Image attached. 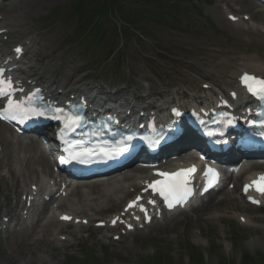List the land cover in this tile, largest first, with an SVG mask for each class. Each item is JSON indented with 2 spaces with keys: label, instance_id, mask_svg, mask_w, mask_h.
Returning a JSON list of instances; mask_svg holds the SVG:
<instances>
[{
  "label": "rangeland",
  "instance_id": "obj_1",
  "mask_svg": "<svg viewBox=\"0 0 264 264\" xmlns=\"http://www.w3.org/2000/svg\"><path fill=\"white\" fill-rule=\"evenodd\" d=\"M73 1L26 0L20 8L23 22L29 28L50 29L42 46L55 47V53L62 52L67 62L74 58L80 63V56L87 59V65L71 81L83 76L86 82L108 86L107 96H112L117 89L116 96L120 100L122 95L129 96L131 90L134 96L142 94L139 76L143 68L149 70L153 78L157 74L163 78L161 85L166 86L165 95L174 89L199 95V87L190 85L188 75L182 71L173 72L172 63L165 65L170 55H158V42L174 39L184 47L187 43H205L203 46L209 48L220 44L225 50L235 52V56L240 53L254 55V47L248 44L264 42V34L258 30L246 32L244 29L250 25L248 21L259 28L264 25V5L251 0H123L118 2L122 7L137 8L139 21L124 22L116 13L118 10H112L107 22L95 33L86 32V27L78 28V16L70 12ZM159 3L168 6L157 7ZM7 7H10L7 2L1 5L0 13ZM142 9L148 14L141 12ZM228 12L239 17L244 13L252 15L254 21L239 22L240 28L244 27L242 29L246 32L242 37L232 35V26L225 22L228 21ZM148 50L153 52L145 53ZM257 56L264 58V52L259 51ZM179 57L180 54L175 55L174 60ZM198 68L206 70L210 76H198L197 79L211 81L214 78L207 67ZM191 74L197 75L194 71ZM0 172L7 178L4 167ZM7 180L6 189L0 180V226L6 204L13 207L15 203L11 181ZM5 196L9 199L6 200ZM249 207L234 211L205 209L198 212L199 218L189 213L182 215L184 218L180 216L173 228L157 232L142 230L122 241L101 239L100 231L93 226L81 231L69 246L53 242L52 246L35 244V247L19 240L21 232L7 236L2 232L0 264H264V208ZM213 211L223 218L206 219ZM235 211L250 216L253 226L240 223L232 216ZM111 212L114 211L98 217L104 218ZM67 231L63 234L69 235ZM191 252L198 257L193 259L194 262L188 259Z\"/></svg>",
  "mask_w": 264,
  "mask_h": 264
},
{
  "label": "bare ground",
  "instance_id": "obj_2",
  "mask_svg": "<svg viewBox=\"0 0 264 264\" xmlns=\"http://www.w3.org/2000/svg\"><path fill=\"white\" fill-rule=\"evenodd\" d=\"M1 1L3 3L8 2L10 7L3 10L2 15H0V61H3V64L6 65L16 64L15 66H17V71L19 72L10 75L14 83L16 85H29L27 83H29L30 80L36 81L37 86H40L47 94L53 95L51 98L55 99H59L62 94H72L80 97L83 93H86L88 82L82 83V79L77 78L73 80L72 83L66 85L65 80L70 79L77 71L83 69L87 65V62H85L87 59L80 56V63L74 58L67 62L62 52L55 53V47L49 44L43 47L42 42L47 40L45 34L50 29L29 28L23 22L24 15H22L20 8L21 4L25 3L26 0ZM228 15L229 13L226 17H228ZM225 22L230 27L232 26L231 33L238 38L242 37L244 33L246 34L247 31L256 32V30L250 28V26L247 28L242 27L246 31L244 32L243 29L240 28V23ZM256 29H258V27ZM31 33L33 35H30ZM5 40L16 42V44L12 46L11 51L13 55L11 56H6L5 54L6 51H9L8 49H6V51L4 49ZM177 42L178 41L174 39L162 43L158 42L157 53L160 57L170 55L169 62H165V65L167 66L172 63L171 68L173 72L182 71L185 75H188L190 85L192 87L198 86L201 95L202 92L205 93L202 97L205 103L212 102L214 105H218L219 98L221 97L227 100H233L234 102L238 100L245 101L247 97H245V90L241 84L242 75L245 73H254L264 76V58L257 56L259 51L264 52L263 41H252L248 44L254 47V55L240 53L238 56H235V52L231 49L225 50L220 44H218V47L209 48L203 46L205 43H187V47H184ZM16 47L22 49L21 53H19V55L23 53V55L19 56L21 60H15L14 50ZM42 48L45 51H43ZM151 51L152 50H148L145 53H151ZM178 54H180V57L174 60V56ZM142 57L145 58L146 56L142 55ZM24 59L25 61L23 63L22 60ZM198 66L207 67L209 72L213 73L214 78L211 81L197 79L198 76L203 77V75H209L206 70L198 68ZM196 68L198 70H196ZM162 69L165 68L162 67ZM192 71L197 75L191 74ZM200 71L202 74H200ZM154 76L153 78V75L151 76L149 70L145 68L141 70V75L139 76L140 84L143 83V85L139 84V86L143 92H145V94L140 95L139 98L141 100L147 99V103L139 102L140 99H136L135 97L133 98L135 102H133L132 95H134V91L131 90V97L126 98L121 96L122 99L119 105L127 103L130 109L134 108L140 116H145L146 114L158 115L166 109L167 104H180L184 106L186 103L191 104L192 99L194 100V97L189 99L187 96L190 93H183L181 89L174 90L172 94L169 93L165 95V89L161 85L163 84V78L158 74ZM145 79L148 80V83H146ZM92 85L93 87L90 90V94L87 95L88 100L90 99L89 106L104 108L106 101L103 95L107 93L108 89H105L106 87L102 84L93 83ZM67 100H69V98H67ZM241 104L242 103L238 101L235 108L238 109ZM248 104H251V101L249 102V100H247L242 105L247 106ZM257 105H260V103H257ZM201 107L204 110L207 106L201 104ZM8 132L9 127L0 122V168L5 167L7 170V178H10L11 181L10 189L16 197V204H18L20 210L18 212H12L9 208H6L8 214L4 215H8V218H5V220L7 219V221H9L7 223H2L1 228L5 229V233H7V229L10 230L12 232L10 234L20 231L19 240H21L23 244H43V247L46 245L52 246L53 241L47 238L54 234V228L56 227L58 233H61L69 225L59 220V216L63 217L69 214L74 216L72 221L73 229L70 231L71 236L83 230H87L94 221L96 214L113 208L112 210L116 212L108 217V222H110L114 218V215L121 211V202L125 201L130 194H134L138 191L139 183L142 181L145 174H147V170H136L129 177L128 174L123 175L126 180L130 181L128 185L124 186H118L113 181L110 185L109 182H89L84 185H75L72 188L67 187V189H71L70 196L60 199H52L51 197L44 199L42 202L43 208L36 213L35 209L39 203L37 199L46 189L44 177L47 175H49L48 177H52L50 160L48 156L40 150L38 141L34 139L23 141L20 137L14 139L13 136H9ZM244 162L246 161L244 160ZM241 169L253 175L264 171V165H244ZM7 178L0 173V180L4 183L5 189L8 181ZM7 189L9 190V187H7ZM235 191L236 190H227L223 193V196L219 198L210 199V197H208L206 201H202L200 205L188 211L168 213L161 221H153L147 229L150 232H157L161 229L173 228L179 215L190 212L194 213L196 218H199L200 214H198V212H202L205 209H209L210 211H229L235 209L246 210L250 208L248 204L242 201L240 196L235 195ZM55 193L50 195L54 196ZM57 197L59 198V196ZM53 202L58 203L55 209H63L62 212L58 213V217L52 213L53 211L50 205ZM24 210H26L25 215H23ZM232 215L239 222L253 226V222L249 216L237 212H232ZM217 217L219 219L223 218V216L214 212L212 215L206 217V219L215 220ZM13 218L17 221L12 227H9V222H11ZM15 235L17 236L18 234Z\"/></svg>",
  "mask_w": 264,
  "mask_h": 264
},
{
  "label": "snow or ice",
  "instance_id": "obj_3",
  "mask_svg": "<svg viewBox=\"0 0 264 264\" xmlns=\"http://www.w3.org/2000/svg\"><path fill=\"white\" fill-rule=\"evenodd\" d=\"M15 51L17 53H21L22 49L16 48ZM242 83H244L247 87L249 92H252L254 95L260 96V98L264 99V81H257L255 77L248 76L245 74L241 77ZM253 83L260 84L261 87L259 89L253 88ZM13 88V84L11 79H0V96L7 95L9 97L6 108L3 111H0V119H11V120H20V122H23L25 119L28 118L30 112L35 115H43L42 112H38L35 110H29L22 107V104L20 102H15L11 99V93L9 90ZM60 111V110H58ZM178 114V113H177ZM79 123V117L71 118V126L72 124ZM81 155H84L83 153ZM188 172L195 171V169H189ZM208 172H213L212 169H208ZM159 175L164 176V180L155 181L151 187L154 192H158L162 197H164L165 200H168L169 197H172L179 202L181 199H183L184 195L187 194V190L184 189L182 178L185 173H176L174 175H169L167 173H159ZM214 175V173H213ZM261 180L264 181V177H261ZM257 182H253V184H256ZM248 190V186H245V191ZM257 191H260L264 193V184L257 186ZM254 203L256 201H253ZM132 205L130 204L129 207ZM169 207H172V204L169 203ZM62 219H70L69 217H62ZM115 223V221H114Z\"/></svg>",
  "mask_w": 264,
  "mask_h": 264
},
{
  "label": "trees",
  "instance_id": "obj_4",
  "mask_svg": "<svg viewBox=\"0 0 264 264\" xmlns=\"http://www.w3.org/2000/svg\"><path fill=\"white\" fill-rule=\"evenodd\" d=\"M120 1L123 0H74L70 6V12L77 15L79 20L84 22V25L87 24V30H93L94 33L101 29L104 19L110 15L112 10H118L116 13L121 16L124 22H138L139 16L137 15L140 12L135 10L137 8L122 7L119 4ZM165 5L159 3L156 6L162 7ZM141 12L148 14L146 9H142Z\"/></svg>",
  "mask_w": 264,
  "mask_h": 264
}]
</instances>
